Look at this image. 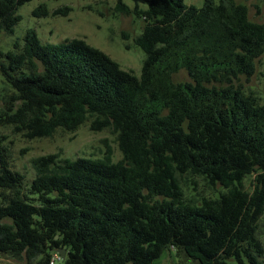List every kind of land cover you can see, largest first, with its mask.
Instances as JSON below:
<instances>
[{
	"label": "trees",
	"instance_id": "obj_1",
	"mask_svg": "<svg viewBox=\"0 0 264 264\" xmlns=\"http://www.w3.org/2000/svg\"><path fill=\"white\" fill-rule=\"evenodd\" d=\"M29 1L0 0V32L14 33ZM125 1L117 10L145 21L140 76L84 38L47 43L33 28L15 50L0 49L10 91L0 127L35 139L89 122L116 135L123 153L117 162L41 155L28 182L1 149L0 253L51 264L64 248V264H154L173 248L199 264H264V95L240 83L264 54V23L236 0ZM49 12L42 3L33 14ZM181 70L189 81L174 80ZM187 173L222 190L187 200Z\"/></svg>",
	"mask_w": 264,
	"mask_h": 264
},
{
	"label": "rangeland",
	"instance_id": "obj_2",
	"mask_svg": "<svg viewBox=\"0 0 264 264\" xmlns=\"http://www.w3.org/2000/svg\"><path fill=\"white\" fill-rule=\"evenodd\" d=\"M245 3L249 8V18L264 23V0H236ZM186 4L203 6L204 0H185ZM45 3L49 15L37 17L33 11L40 4ZM125 3L134 9V2ZM69 6L68 15L53 14L61 7ZM141 9L147 6L140 4ZM18 13L22 20L15 27L14 33L0 32V49L15 50V43L23 44L26 31L33 28L40 39L47 43H60L66 39L84 38L86 41L107 53L112 59L125 69L137 76L141 75L142 66L146 59L145 51L136 44L137 36L142 33L145 25L143 17L134 12L123 13L117 10V0H30L19 7ZM127 35V38L124 37ZM177 82L189 81L186 70L174 75ZM241 84L248 90L264 95V54L257 60L256 72L246 79L241 78ZM7 93L6 96L4 94ZM10 94L0 76V108L4 107V98ZM4 149L15 170L26 175L28 182L35 177L32 160L38 156L59 153L61 158L76 159L78 157L99 159L109 155L113 162L123 158L119 149L116 135L109 129L92 131L89 122L81 125L77 131L69 132L58 129L51 137L27 139L16 133L12 126L0 127V150ZM181 185L187 200H200L204 196H214L222 186H212L203 176L184 174L180 177ZM244 187L252 192L255 187V176L244 179ZM219 193L217 194V196ZM258 236L264 243V214L258 223ZM0 264H28L25 260H18L0 253ZM55 264H64L57 260ZM154 264H199L184 254L177 256L176 251L166 249L155 260Z\"/></svg>",
	"mask_w": 264,
	"mask_h": 264
},
{
	"label": "water",
	"instance_id": "obj_3",
	"mask_svg": "<svg viewBox=\"0 0 264 264\" xmlns=\"http://www.w3.org/2000/svg\"><path fill=\"white\" fill-rule=\"evenodd\" d=\"M58 252L61 255V259L64 260L66 258V256H67V250L62 248V249H59Z\"/></svg>",
	"mask_w": 264,
	"mask_h": 264
},
{
	"label": "built area",
	"instance_id": "obj_4",
	"mask_svg": "<svg viewBox=\"0 0 264 264\" xmlns=\"http://www.w3.org/2000/svg\"><path fill=\"white\" fill-rule=\"evenodd\" d=\"M61 258V256L59 255V253L55 254L51 260V264H55V262L57 260H59Z\"/></svg>",
	"mask_w": 264,
	"mask_h": 264
}]
</instances>
